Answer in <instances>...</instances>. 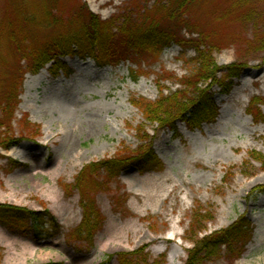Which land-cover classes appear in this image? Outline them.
<instances>
[{"label":"rangeland","instance_id":"1","mask_svg":"<svg viewBox=\"0 0 264 264\" xmlns=\"http://www.w3.org/2000/svg\"><path fill=\"white\" fill-rule=\"evenodd\" d=\"M15 3L21 14L38 18L48 7L46 0ZM63 3L55 15L68 19L85 4L101 21L123 16L125 10L136 13L138 5H145L140 0ZM13 7L0 0V19L12 15ZM249 12L261 16L259 24L243 20ZM193 16L210 34L217 66L242 64L244 71L227 94L211 88L218 108L214 123L193 131L178 123L176 133L167 129L156 133L152 150L159 169L143 173L128 169L111 182L102 171L91 176L104 183V190L92 195L103 222L91 244L68 237L82 217L80 196L70 193L68 186L89 163L114 157L121 149L134 151L141 125L153 135L156 126L143 120L131 99L155 101L160 85L174 91L178 85L161 83L160 76L186 75L185 62L194 52L182 54L173 45L158 57H149L140 69L131 63L98 68L92 60L66 57L62 62L70 75L52 76L50 65L36 75H24L8 135L24 140L9 150L0 148V205L41 213L44 225L37 231L28 226L21 233L0 223V230L16 240L0 238V264H118L117 254L136 251L149 264H184L192 248L189 225L197 210L211 218L201 235L225 229L241 216L252 228V239L240 258L226 259L221 248L220 257L206 264H264V193H256L264 188V170L251 158V153L264 154V121L256 123L247 113L252 98L264 96V49H255L253 40L264 37V0H201ZM56 32L40 31L39 37L51 38ZM5 41L1 40L6 60L0 63V93L14 69L25 66L10 55ZM130 70L141 73L136 81ZM223 73L217 74L220 81ZM36 130L39 133L32 134Z\"/></svg>","mask_w":264,"mask_h":264},{"label":"trees","instance_id":"2","mask_svg":"<svg viewBox=\"0 0 264 264\" xmlns=\"http://www.w3.org/2000/svg\"><path fill=\"white\" fill-rule=\"evenodd\" d=\"M13 7L12 15L0 19V63L4 60L2 55L1 40L6 42L10 55L20 64L25 62L24 69H14L15 73L9 84L1 87L0 93V148L9 150L21 140L10 138L12 131L11 122L19 104V94L24 75H36L45 66L50 65L49 73L52 76L63 72L70 75L71 71L62 62L65 57H76L80 60L91 59L97 67L118 66L121 63H131L141 68L149 61V57H158L165 49L177 46L182 54L193 51L194 57L186 63L187 73L178 78L164 72L159 82H172L178 85L174 91L159 87V96L155 101L145 99H131L133 107L138 109L143 120L149 125L156 126L151 131L143 125L136 129L139 146L130 153L128 149H121L114 157L105 158L84 166L68 186L70 193L77 192L80 196L82 210L81 220L68 236L73 241L92 243L94 233L98 231L103 222V217L93 201L92 195L104 190V183L92 179L100 171L108 182L115 180L122 172L134 168L138 172H149L159 169L160 163L155 156L152 145L156 133L167 129L176 133L178 123L183 124L189 131L200 129L203 124L215 122L218 116L211 88H220L222 94H227L232 81L240 77L244 71L242 64H232L218 67L212 57L216 49L209 42L207 33L198 18L193 16V11L201 0H140L145 3L138 5L136 13L125 10V15L112 17L101 21L97 15L87 10L85 4H80L74 14L65 19L55 15L63 0H46L48 7L41 18L33 13L23 15L18 10V0H7ZM152 2L150 6L148 4ZM138 3V2H137ZM244 4L245 2L239 1ZM139 4V3H138ZM16 8V9H15ZM244 21H253L256 24L260 15L249 12L242 17ZM56 30L51 38L39 37L40 31ZM257 50L264 49V37L253 38ZM37 43L36 46H31ZM223 73V80L218 79V73ZM134 81L141 74L130 70ZM137 73V74H136ZM134 75V76H133ZM166 92V93H165ZM264 96L255 97L249 103L248 115L254 122L264 121ZM22 124L29 127L25 120ZM4 128V131L2 129ZM38 130L32 134L37 135ZM253 161L258 162L264 170V154L251 153ZM256 193H264V188L259 187ZM200 211L194 212L188 231V241L192 248L187 251L184 264H206L220 257V249L225 250L224 257L234 261L242 256L247 244L252 239L250 223L243 217L237 218L227 228L217 232L203 234L205 223L210 221V215H201ZM50 216L53 226L56 220ZM43 215L10 205H0V223L15 226L20 230H27L28 226L37 231L44 225ZM29 227V228H30ZM118 264H149L145 255L140 251L119 253ZM112 258V257H109ZM152 264H162L153 262Z\"/></svg>","mask_w":264,"mask_h":264},{"label":"bare ground","instance_id":"3","mask_svg":"<svg viewBox=\"0 0 264 264\" xmlns=\"http://www.w3.org/2000/svg\"><path fill=\"white\" fill-rule=\"evenodd\" d=\"M44 72V71H43ZM243 77H241V79L240 80H238L239 81V83L243 80L242 79ZM236 96V92H232L231 93V96H230V98H234ZM0 238L1 239H6L7 241L9 240H12L13 242L14 241H16L15 239H11L10 237H8L2 230H0Z\"/></svg>","mask_w":264,"mask_h":264}]
</instances>
